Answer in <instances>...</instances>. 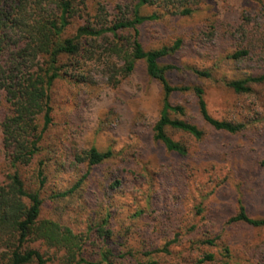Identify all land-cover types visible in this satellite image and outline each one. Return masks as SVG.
Here are the masks:
<instances>
[{"label":"rangeland","instance_id":"374dc122","mask_svg":"<svg viewBox=\"0 0 264 264\" xmlns=\"http://www.w3.org/2000/svg\"><path fill=\"white\" fill-rule=\"evenodd\" d=\"M98 1L111 19L130 14L133 2ZM260 1L198 0L190 3L189 15H172L157 5L140 8L141 14L157 12L159 16L139 27V40L145 49L169 47L179 41L173 54L159 60L183 70L169 72V81L201 85L213 117L244 124L235 134L213 131L201 121L191 95L172 96L174 102L189 106L186 118L205 131L196 141L168 130L173 139L186 145L184 155L167 151L153 138L161 88L147 75L143 60L113 87L101 67L85 64L74 70L75 59L79 64L83 60L70 57L69 73L57 78L49 91L52 124L43 135V149L19 171L26 185L35 188L38 159H45L46 197L83 180L79 189L61 198L58 205L46 199L44 216L54 215L56 206L63 205V217L79 231L87 218L97 219L105 206L114 211L117 228L131 229L135 235L152 229L162 242L175 232L181 233L180 242L169 245L173 253L166 257V264H195L193 260L205 251L214 252L216 257L207 264H223L219 246L225 243L231 249L229 264H264V228L227 222L238 200L250 216L264 217V81L252 84L247 93H235L218 81L264 73L259 58H230L245 42L240 25L247 20L248 26L263 24ZM96 8V2L90 1L89 13L95 14ZM194 69L214 70L215 80L195 78L188 72ZM92 146L110 149L112 156L92 167L75 161L76 154ZM54 159L58 166L54 167ZM12 170L0 137V182ZM197 206L203 208L199 215L195 214ZM139 210L141 215L132 217ZM192 224L195 229L189 230ZM135 235L130 234L134 245L141 239ZM207 237L215 238L217 244L197 241ZM33 246L49 257L47 264H63L62 250L42 242Z\"/></svg>","mask_w":264,"mask_h":264},{"label":"trees","instance_id":"16d2710c","mask_svg":"<svg viewBox=\"0 0 264 264\" xmlns=\"http://www.w3.org/2000/svg\"><path fill=\"white\" fill-rule=\"evenodd\" d=\"M90 1L97 5L93 15L88 11ZM197 1L133 0L130 14L111 19L105 5L98 0H0V137L13 168L5 181L0 182V264H47L49 257L33 246L35 242L62 250L63 264H166V257L172 256L169 245L180 242L181 233L175 232L172 239L165 237L162 242L152 229L135 235L131 229L116 227L114 211L109 207L104 206L97 219L88 221L87 218L79 231L73 230L63 217L66 210L63 205L56 206L54 215L44 216L45 202L58 205L61 198L79 189L83 179L46 197L43 195L47 181L45 159H38L35 188L26 185L19 167L30 164L41 153L43 135L52 124L49 91L57 78L69 73L70 57L83 60L79 64L75 59L74 70L85 64L101 67L107 83L113 87L133 71L137 61L143 60L147 75L161 88V105L152 132L154 140L167 151L186 153V145L173 139L169 129L196 141L205 135L203 128L186 118L189 106L174 102V95H191L196 112L209 129L228 134L242 131L244 124L210 114L201 85L169 81V72L183 70H176L179 67L175 64H161L159 60L173 54L179 41L169 47L145 49L139 40V27L159 17L157 12L141 14V7L157 5L167 8L172 15H189L190 3ZM259 6L264 15V1ZM262 22L248 26L247 20L240 25L245 42L230 54L231 59L254 57L264 65V18ZM188 72L204 81L215 80L214 70ZM218 81L235 93H247L252 84L264 81V73L229 80L222 77ZM111 156L110 149L92 146L76 154L75 161L92 167ZM53 161L57 163L54 167L58 166L59 161ZM202 211V207L195 208L196 215ZM140 215L139 210L132 217ZM227 222L264 228V217L250 216L241 200L237 201V209ZM194 229L192 224L189 230ZM130 234L141 237L135 241L136 245ZM197 241L208 246L217 244L210 237ZM219 249L223 264H229L230 246L225 243ZM215 260L214 252L205 251L193 262L207 264Z\"/></svg>","mask_w":264,"mask_h":264}]
</instances>
